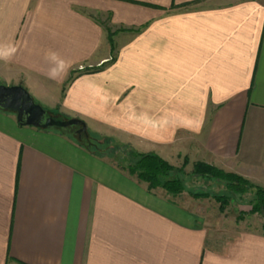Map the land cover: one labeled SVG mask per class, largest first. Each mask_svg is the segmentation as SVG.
<instances>
[{
  "label": "crops",
  "instance_id": "1",
  "mask_svg": "<svg viewBox=\"0 0 264 264\" xmlns=\"http://www.w3.org/2000/svg\"><path fill=\"white\" fill-rule=\"evenodd\" d=\"M0 43L17 48L4 84L93 135L264 189V0H0ZM49 50L66 76L48 79ZM0 264H264V233L208 228L108 156L0 111Z\"/></svg>",
  "mask_w": 264,
  "mask_h": 264
},
{
  "label": "rangeland",
  "instance_id": "2",
  "mask_svg": "<svg viewBox=\"0 0 264 264\" xmlns=\"http://www.w3.org/2000/svg\"><path fill=\"white\" fill-rule=\"evenodd\" d=\"M100 21L104 27L106 39L113 53L114 38L118 35L119 30L113 28L104 18H101ZM0 84H4L2 79H0ZM7 86L17 85L9 84ZM27 92L37 104L48 110L52 116L61 117L66 120L70 119L61 115L58 109L51 110L46 108V103L39 99L40 96L39 94L37 95L36 92L30 90H27ZM76 130L77 128L68 129L64 134L73 141H80L81 144H87V141H91L93 149L99 154L108 156V159H110L114 166L120 168L122 166L127 167L129 153L132 151L129 146H124L111 139H105L101 137V134L93 135L92 126H89V131L87 130V137L84 135H81V137L76 136L74 133ZM168 162L177 169L178 173H176L175 176L181 180L184 187L183 193L177 197L169 196L161 189L155 190L170 204L173 203L176 207L194 213L197 218H200V222L208 228L213 229L216 227L233 226L237 227L238 230H258L264 233L262 230L264 222L263 217L258 213L252 212L256 193L255 188H248L245 193H234L227 188L228 183L226 182H222L215 178L194 175L193 168L195 164L186 158L169 159ZM120 163L122 166H119ZM214 168L224 174H234L223 169H218L217 167ZM234 175L239 176L237 174ZM243 179L248 181L250 185L256 186L249 180ZM196 195L203 197L195 198L194 196Z\"/></svg>",
  "mask_w": 264,
  "mask_h": 264
},
{
  "label": "trees",
  "instance_id": "3",
  "mask_svg": "<svg viewBox=\"0 0 264 264\" xmlns=\"http://www.w3.org/2000/svg\"><path fill=\"white\" fill-rule=\"evenodd\" d=\"M75 142L93 154L104 155L97 153L93 149L91 141H87V144H81L80 141L77 140ZM119 166H122L121 163ZM118 168L126 172L129 176L136 178L138 182L144 184L148 192L161 189L164 190L167 195L177 197L184 191L181 180L175 176V174L178 173L177 169L156 154H140L132 150L129 153L127 167L122 166ZM193 173L196 176L215 178L222 182H226L228 183L227 188L234 193H245L248 188H255L256 193L252 212L260 214L264 219L263 188L252 186V184L250 185L248 181L239 176L224 174L216 168L204 163H196L193 168ZM194 197L200 198L203 196L196 195ZM262 230L264 232V222Z\"/></svg>",
  "mask_w": 264,
  "mask_h": 264
},
{
  "label": "water",
  "instance_id": "4",
  "mask_svg": "<svg viewBox=\"0 0 264 264\" xmlns=\"http://www.w3.org/2000/svg\"><path fill=\"white\" fill-rule=\"evenodd\" d=\"M0 111L13 114L18 125L22 127L53 130L60 133L77 128L75 135L87 137L86 125L83 122L52 116L48 110L37 104L21 85L0 84Z\"/></svg>",
  "mask_w": 264,
  "mask_h": 264
},
{
  "label": "clouds",
  "instance_id": "5",
  "mask_svg": "<svg viewBox=\"0 0 264 264\" xmlns=\"http://www.w3.org/2000/svg\"><path fill=\"white\" fill-rule=\"evenodd\" d=\"M17 52V48L8 43H0V60L5 62L11 60V58ZM44 58L46 61L52 63V67H50L46 73L48 79L57 80L61 75L66 76L68 70L71 65L62 59L59 54L55 51L49 50L45 53Z\"/></svg>",
  "mask_w": 264,
  "mask_h": 264
},
{
  "label": "flooded vegetation",
  "instance_id": "6",
  "mask_svg": "<svg viewBox=\"0 0 264 264\" xmlns=\"http://www.w3.org/2000/svg\"><path fill=\"white\" fill-rule=\"evenodd\" d=\"M75 133V132H74ZM77 136V135H76Z\"/></svg>",
  "mask_w": 264,
  "mask_h": 264
}]
</instances>
